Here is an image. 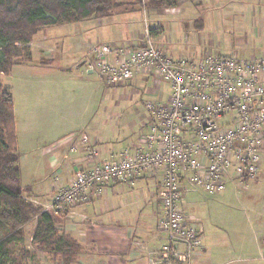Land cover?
I'll return each mask as SVG.
<instances>
[{"label": "built area", "instance_id": "built-area-1", "mask_svg": "<svg viewBox=\"0 0 264 264\" xmlns=\"http://www.w3.org/2000/svg\"><path fill=\"white\" fill-rule=\"evenodd\" d=\"M140 43L91 47L87 63L105 86H122L138 74L166 83V102L147 100L146 134L132 149L100 159L86 144V166L54 192L42 211L57 214L86 204L115 182L132 184L149 175L160 184L161 211L157 229L163 241L148 253V264H192L201 248L200 231L182 213L185 194L203 190L216 194L227 182H257L264 156V55L235 58L206 55L197 62L173 60L155 43L145 8ZM26 198V196H24Z\"/></svg>", "mask_w": 264, "mask_h": 264}, {"label": "rangeland", "instance_id": "rangeland-1", "mask_svg": "<svg viewBox=\"0 0 264 264\" xmlns=\"http://www.w3.org/2000/svg\"><path fill=\"white\" fill-rule=\"evenodd\" d=\"M139 2L135 4V1H130V4L112 12L135 8L144 17L142 8H145L149 27L156 26V20H150L152 14L154 17L157 15L158 20L163 16L161 20L166 32L164 40L159 39L157 43L173 60L197 62L206 55L219 53L243 59L264 55V30L252 31L245 21H234L232 26H228L231 24L229 20H213L211 12L208 11L210 3L206 4L207 10H200L195 15L198 19L199 16L202 18L201 28L200 20L183 25L180 21L183 18L179 12L182 6L189 8L190 13L185 15V18H188L192 16L193 8H199L197 0H178L175 9L168 8L167 13L154 12L156 9L150 6V0ZM221 3L223 2H219L220 5L225 4ZM160 14L162 15L159 16ZM71 30L77 28L62 25L44 29L28 44L32 50V63L44 68L48 76L47 83L37 87L33 100L26 98L22 92L23 85L20 83L23 78L19 80L18 67L12 69L9 74L1 75V84L11 88L14 119L19 136H26L30 144H48L43 140L44 131H36L45 127L53 130L58 128V132L62 133L59 135L62 136L78 129L82 124L87 123L89 127L95 120L106 119L105 129L112 126L114 130L116 122H119L120 126L123 122L124 126L128 127L138 117L150 119L144 103L133 92V88L130 89L127 84L103 88L97 85L93 75L87 77L86 63L81 65L86 61V55H77L75 52L81 36L70 35ZM92 58L93 55L89 59ZM135 90L137 93L139 87L136 86ZM34 131L36 137H33ZM49 133L47 130V134ZM262 162L261 177L257 182L244 183L235 180L227 182L224 190L219 193L211 195L197 190L185 194L183 198L182 213L187 222L200 231L201 243L212 251L215 263L229 259L244 261L260 254L257 244L264 236V156ZM21 166L25 167L24 164ZM57 175V172L50 173V179L46 182L54 180L57 183ZM25 178L24 175V185L27 184ZM32 226L27 224L22 228L23 248L28 252L27 255L18 249L19 239V245L11 247L8 264H53L56 260L57 263H62V258L54 254L38 249L35 251L36 246L30 241V235L35 228Z\"/></svg>", "mask_w": 264, "mask_h": 264}, {"label": "crops", "instance_id": "crops-1", "mask_svg": "<svg viewBox=\"0 0 264 264\" xmlns=\"http://www.w3.org/2000/svg\"><path fill=\"white\" fill-rule=\"evenodd\" d=\"M219 2L225 4L221 3L223 5H220ZM207 3H210L208 11L211 12L213 20H229L228 22L231 24L228 26H232L234 21H245L247 27L252 31L264 30V0H209V2L197 0L196 4L199 8H193L192 16L188 18H185V15L190 13L189 8L186 5L182 6V10L179 11L183 16L180 20L182 25L193 20L194 22L200 20L202 28V18L199 16L198 19L195 15L200 10H207ZM175 6L170 9H175ZM159 11L167 13L168 8L156 9L154 12ZM162 18L164 17L161 16L158 20L157 15L154 17L153 14L150 18L152 22L156 20V26H150L156 44L159 39H163L166 32ZM64 26L77 28V30L69 31L70 35L81 36L80 41L76 44L75 52L77 55L78 53L86 55L84 63H86L87 77L93 75L97 85L105 88L107 86L102 84L87 66V63L92 60L89 59L92 57L91 47L101 43H110L118 47L134 46L140 43L143 17L141 12L134 8L129 11L113 13L108 17L90 18ZM66 33L67 31L65 35ZM16 67L19 68L17 69L19 80L23 78L20 83L23 85L22 92L25 93L26 98L33 100L37 87L47 83L46 70L33 63L31 65L18 64L12 69ZM126 84L130 89L133 88V92L143 103L147 100L164 103L170 95V88L166 83L159 82L143 73L136 75ZM136 86L139 87L137 93L135 92ZM140 90H142L141 93H139ZM132 96L131 92L130 97ZM149 121L145 117H138L128 127L124 126L123 122L121 126L119 122H116L115 129L112 130V126L105 129L106 119L95 120L89 127L87 123L82 124L78 129L62 136L59 135L61 132H58V128L53 130L43 126L45 128L36 131H44L42 133L43 140L45 143L48 142L46 146L37 143L30 144L26 136H19L17 123H15L16 150L20 154L22 187H28L33 200L40 203L49 202L57 188L68 183L76 170L87 164L85 159L86 144L79 140L82 132L89 137L87 145L98 151L99 158L107 159L116 157L125 149L137 146L147 132ZM47 130L50 131L49 134H47ZM36 131H34L33 137H36ZM37 140L36 138V142ZM21 164H24L25 167L22 168ZM55 172L58 174L55 176L57 183L54 180L46 182L48 178L50 179V173ZM24 175L26 185L22 183ZM128 186L132 187L128 188ZM159 191L158 180L149 175H140L132 184L112 183L100 195L92 197L88 203L71 205L63 212L52 214L57 231L76 241L81 247V252L69 264H148V252L157 250L163 241V235L157 229V220L161 211ZM28 225L35 227V220ZM30 236L32 237V235ZM257 246L260 254L253 258L244 261L229 259L215 263L212 251L201 244L192 264H264V236ZM35 251L38 250L35 249ZM56 261L53 264H62Z\"/></svg>", "mask_w": 264, "mask_h": 264}, {"label": "trees", "instance_id": "trees-1", "mask_svg": "<svg viewBox=\"0 0 264 264\" xmlns=\"http://www.w3.org/2000/svg\"><path fill=\"white\" fill-rule=\"evenodd\" d=\"M130 1L140 3L139 0H0V264H8L11 247L19 245V239L18 249L27 255L22 228L33 220L36 225L31 241L36 249L62 258V264L73 262L81 252L76 241L57 231L52 214L29 200L33 198L28 187L21 185L13 98L10 87L1 84V75L9 74L15 65H31L32 50L28 44L39 31L108 17ZM150 1L153 9L172 8L177 2Z\"/></svg>", "mask_w": 264, "mask_h": 264}, {"label": "water", "instance_id": "water-1", "mask_svg": "<svg viewBox=\"0 0 264 264\" xmlns=\"http://www.w3.org/2000/svg\"><path fill=\"white\" fill-rule=\"evenodd\" d=\"M84 64V62L81 63V65Z\"/></svg>", "mask_w": 264, "mask_h": 264}]
</instances>
